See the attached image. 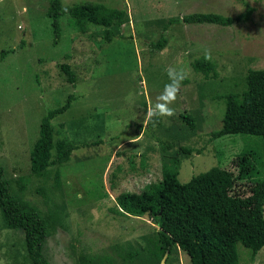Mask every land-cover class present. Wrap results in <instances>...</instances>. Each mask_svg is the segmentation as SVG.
<instances>
[{
  "label": "rangeland",
  "instance_id": "1",
  "mask_svg": "<svg viewBox=\"0 0 264 264\" xmlns=\"http://www.w3.org/2000/svg\"><path fill=\"white\" fill-rule=\"evenodd\" d=\"M48 1L0 0V165L13 194L56 223L45 257L49 264H192L178 246L163 262L157 259V226L147 216L120 213L115 196L158 181L175 152L181 183L211 167L235 172L232 160L244 150L258 153L264 178L261 137L212 136L224 115L221 96L241 92L248 71L264 68V0H61L123 8L127 18L117 28L121 37L106 42L103 28L90 25L82 33L63 15L56 45L45 16ZM192 12L233 22L171 24L165 46L157 49L167 19ZM196 61L210 68L197 70ZM62 64L74 71V83ZM173 67L186 73L169 105L175 114L153 123L146 112ZM69 94L74 96L69 108L51 124L56 142H71L75 149L59 166L34 175L29 156L41 117ZM236 248L239 264H248V250ZM0 264H31L22 232L6 227L1 216ZM251 264H264V247Z\"/></svg>",
  "mask_w": 264,
  "mask_h": 264
},
{
  "label": "trees",
  "instance_id": "2",
  "mask_svg": "<svg viewBox=\"0 0 264 264\" xmlns=\"http://www.w3.org/2000/svg\"><path fill=\"white\" fill-rule=\"evenodd\" d=\"M67 15L70 25L86 32L90 25L103 28L102 38L110 42L121 37L117 28L123 25L127 11L102 3L83 2L63 5L61 0H49L45 16L50 20L52 43L61 37L60 17ZM233 18L217 13L192 12L169 18L163 24L156 47L165 46L164 31L174 23L232 24ZM210 68L207 61H196L195 69ZM61 70L70 83L76 81L68 64ZM74 96L49 109L41 117L38 138L30 151V172L41 175L66 161L75 147L68 141L54 139L51 120L66 111ZM224 115L221 127L212 132L217 138L229 134L259 136L264 146V68L249 70L245 88L221 96ZM184 154L189 153L183 149ZM259 155L244 150L232 160L235 172L211 167L190 178L178 180L179 154L170 155L161 168V177L148 183L140 192H121L115 196L120 213L147 216L157 226V243L153 253L157 259L174 246L181 248L192 264H239L236 244L249 252L251 264L256 253L264 247V178L259 176ZM245 190L238 189L241 181ZM11 181L0 165V216L4 225L21 231L31 264H49L43 248L46 238L56 230L52 217L13 194Z\"/></svg>",
  "mask_w": 264,
  "mask_h": 264
},
{
  "label": "clouds",
  "instance_id": "3",
  "mask_svg": "<svg viewBox=\"0 0 264 264\" xmlns=\"http://www.w3.org/2000/svg\"><path fill=\"white\" fill-rule=\"evenodd\" d=\"M167 74L169 82L165 84L163 92L157 97V102L151 105L146 112V117L153 123L161 116L171 117L175 114L174 109L169 105L175 102L181 84L186 78L185 71L175 67L169 68Z\"/></svg>",
  "mask_w": 264,
  "mask_h": 264
},
{
  "label": "water",
  "instance_id": "4",
  "mask_svg": "<svg viewBox=\"0 0 264 264\" xmlns=\"http://www.w3.org/2000/svg\"><path fill=\"white\" fill-rule=\"evenodd\" d=\"M167 253H168V251H165V253H164V255H163L162 259H161V262H163L164 257H165V255H166Z\"/></svg>",
  "mask_w": 264,
  "mask_h": 264
}]
</instances>
